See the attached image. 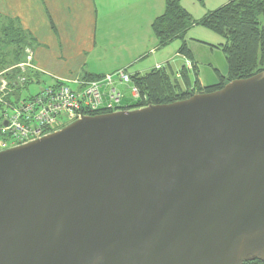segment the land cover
Segmentation results:
<instances>
[{
  "label": "water",
  "instance_id": "obj_1",
  "mask_svg": "<svg viewBox=\"0 0 264 264\" xmlns=\"http://www.w3.org/2000/svg\"><path fill=\"white\" fill-rule=\"evenodd\" d=\"M264 264V71L0 152V264Z\"/></svg>",
  "mask_w": 264,
  "mask_h": 264
},
{
  "label": "crops",
  "instance_id": "obj_2",
  "mask_svg": "<svg viewBox=\"0 0 264 264\" xmlns=\"http://www.w3.org/2000/svg\"><path fill=\"white\" fill-rule=\"evenodd\" d=\"M164 1L0 0V20H17L29 33L34 41L30 50L37 76L48 84H72L76 79L103 77L122 70L128 75H143L157 65L177 76L185 61L177 54L180 42L173 41L168 45L170 51L157 56L159 48L150 29L153 20L164 12ZM181 6L189 12L183 0ZM189 51L199 86L216 85L212 80L204 83L199 63ZM149 55L153 56V64L145 62ZM122 85L115 82L114 88L118 91ZM119 107H124L122 101Z\"/></svg>",
  "mask_w": 264,
  "mask_h": 264
},
{
  "label": "trees",
  "instance_id": "obj_3",
  "mask_svg": "<svg viewBox=\"0 0 264 264\" xmlns=\"http://www.w3.org/2000/svg\"><path fill=\"white\" fill-rule=\"evenodd\" d=\"M181 1L165 0L164 12L153 20L150 29L157 41V47L160 49L173 41H179L177 54L193 65V73L196 76L197 69L185 43V36L192 26H200L225 39L226 43L219 49L226 60L227 76L223 77L215 71L219 82L201 88L197 79H191L185 67L181 69L179 76L166 72L165 69H153L143 75L131 74L127 87L134 88L137 92L134 103L128 107H118L115 111L184 101L194 94L212 93L231 81L247 79L264 71V0H229L227 4L207 13L196 22L182 8ZM33 43L32 37L21 28L17 20H0V72L23 61L26 51L33 47ZM100 78L102 77H88L83 80L93 81ZM38 79L41 83L40 78ZM193 83L197 90L193 89ZM27 88L28 86L25 87ZM16 96L18 98L19 95ZM110 113L113 111L100 109L88 115ZM243 264L263 263L253 259Z\"/></svg>",
  "mask_w": 264,
  "mask_h": 264
},
{
  "label": "built area",
  "instance_id": "obj_4",
  "mask_svg": "<svg viewBox=\"0 0 264 264\" xmlns=\"http://www.w3.org/2000/svg\"><path fill=\"white\" fill-rule=\"evenodd\" d=\"M184 60L183 67L190 72L193 66ZM162 67L157 65L154 69ZM115 82L129 86V75L122 70L93 81L55 82L34 96L21 98L25 87L40 83L33 52L28 49L23 61L0 72V152L57 133L90 112L100 109L116 112L122 95L114 88ZM103 89L106 91L102 92ZM130 90L136 97V90Z\"/></svg>",
  "mask_w": 264,
  "mask_h": 264
},
{
  "label": "rangeland",
  "instance_id": "obj_5",
  "mask_svg": "<svg viewBox=\"0 0 264 264\" xmlns=\"http://www.w3.org/2000/svg\"><path fill=\"white\" fill-rule=\"evenodd\" d=\"M227 2L228 0H183V6L187 8V10L189 11L188 13H190V16L192 17L193 21L196 22L199 21L203 15L217 10L221 6L225 5ZM185 43L188 49H190L194 54L196 61L199 63L201 69L200 77L203 79L204 83L207 84L211 80L213 81L212 83H214V81L215 83L219 82V78L216 75L215 71H220V75H222L223 77L227 76L226 60L222 51L219 49L220 46L226 43L224 38L200 26H192L186 33ZM170 48V46H167L164 49L160 48L157 52V56L164 54L166 51H170ZM152 57V55H149L145 62L150 63ZM169 61H171V59ZM209 65L212 66L210 67ZM183 66L184 65L182 63L179 67V72L181 71ZM162 69H164V66L162 67ZM189 73L191 79H196V76L193 73V68ZM48 83L49 82L44 80L38 85L28 87L27 89L21 92V98L34 96L46 85H48ZM194 87L195 86L193 83V89L197 90V87ZM117 89L122 94V104L124 105V107L131 106L136 98L133 97V95L131 94V90L126 85L118 86ZM104 91H106V89L102 90V92Z\"/></svg>",
  "mask_w": 264,
  "mask_h": 264
}]
</instances>
